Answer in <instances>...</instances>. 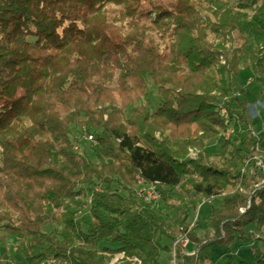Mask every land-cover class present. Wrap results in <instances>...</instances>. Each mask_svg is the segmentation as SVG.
I'll return each instance as SVG.
<instances>
[{"label": "trees", "instance_id": "trees-1", "mask_svg": "<svg viewBox=\"0 0 264 264\" xmlns=\"http://www.w3.org/2000/svg\"><path fill=\"white\" fill-rule=\"evenodd\" d=\"M145 1L0 0V241L17 237L25 264L67 253L72 264H107L116 252L165 264L202 199L188 232L196 253L177 248L178 264H199L209 238L264 244L254 158L264 143L240 74L251 37L243 65L264 93V0L251 16L245 0H166L141 19ZM147 183L157 200L138 195ZM173 198L182 205L165 216L159 206ZM204 220L212 233L198 238ZM252 255L226 264H264L263 252Z\"/></svg>", "mask_w": 264, "mask_h": 264}, {"label": "rangeland", "instance_id": "rangeland-1", "mask_svg": "<svg viewBox=\"0 0 264 264\" xmlns=\"http://www.w3.org/2000/svg\"><path fill=\"white\" fill-rule=\"evenodd\" d=\"M232 3L237 4L238 0H230ZM166 0H146L139 9L138 17L141 19H146L152 16V8L156 3L165 4ZM261 0H258L254 3V0H245L247 4L246 13L251 16L254 12L255 6L259 5ZM254 45L251 37L249 38V43L245 47V54L241 57L242 60L240 62V70H241V80L245 84V87L248 89L249 93L247 94V98L249 100V114L252 118L253 132L256 136L261 140V143H264V93L260 92L259 84L255 82L247 67H245L244 61L248 58V54L253 49ZM239 85H236L234 90L239 89ZM147 92L151 95L153 107H150V111H153L157 106L158 99L156 96V90L152 84L148 86ZM139 102L135 103L138 105ZM131 107L125 110V116L130 115ZM83 139V137H82ZM86 143V142H85ZM82 145L85 147V150L90 153L88 143ZM222 145L221 137L212 138V140L208 143V150L211 154V159L215 161H219V157L217 156L218 150ZM193 149V148H192ZM198 154V151L196 150ZM197 156V155H196ZM195 156V157H196ZM264 159V157H263ZM169 206H159L160 212L165 216H173L178 207L182 205V203L178 202L175 198L169 200ZM209 205L205 204L203 206V210L207 209ZM88 220V221H87ZM86 221H91L88 218ZM83 228L85 229L86 222L82 221ZM57 229L59 227L52 226L47 227V230ZM60 229V228H59ZM197 237L204 238L205 235L209 236L212 233V230L209 228L206 220L202 221L197 227ZM261 236H264V230L260 233ZM20 240L17 237L5 236L2 241H0V257L6 263L13 264H25L23 260V251L21 249ZM256 252V257L259 252L264 253V244L259 240L251 239L249 243L234 242L230 245L229 248H225L224 246L218 245L213 242V238L207 239V243L200 251V258L198 259V263L201 262L203 264H226L231 259L233 263H238L241 260L251 261L254 256L252 252ZM208 252V253H207Z\"/></svg>", "mask_w": 264, "mask_h": 264}, {"label": "built area", "instance_id": "built-area-1", "mask_svg": "<svg viewBox=\"0 0 264 264\" xmlns=\"http://www.w3.org/2000/svg\"><path fill=\"white\" fill-rule=\"evenodd\" d=\"M220 113L223 119V122L225 124V130L222 132L223 138L227 139L230 137V135L233 133V127L230 125V118L229 115L224 107H220ZM87 140L90 142H95L93 139V136L91 134H88L86 136ZM197 155L196 150L189 148L188 150V156L191 158H195ZM256 159V164L259 167V169L264 171V159L259 156L254 157ZM138 195L142 197L145 201H154L157 200L160 196L157 186L155 183H147L143 184L139 187L138 189ZM206 201V199H202L201 202H199L195 208V213H194V220L193 222L188 226V228L181 229L177 235L175 240L172 243L171 247V253L169 260L165 264H178L177 258H176V250L177 248H181L184 253L186 254H195L196 249H193L189 251V244H190V239L188 232L191 228V226L194 224L195 219L197 218L198 211L201 207V205ZM39 264H72L71 259L68 255L62 256V257H56V256H45ZM107 264H139V262H136L134 260L125 259L124 258V253L123 252H116L107 261Z\"/></svg>", "mask_w": 264, "mask_h": 264}]
</instances>
